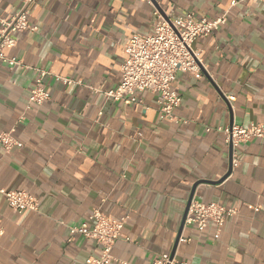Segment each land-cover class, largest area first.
<instances>
[{"label": "crops", "instance_id": "0c3cea01", "mask_svg": "<svg viewBox=\"0 0 264 264\" xmlns=\"http://www.w3.org/2000/svg\"><path fill=\"white\" fill-rule=\"evenodd\" d=\"M36 1L35 30L6 53L20 64L0 62V133L17 142H0V187L31 193L39 210L16 212L0 194V264H91L99 247L71 227L90 229L96 208L128 216L111 264H264V138L233 148L219 130L264 124V0ZM22 3L0 0V19ZM226 11V24L194 42L202 78L173 83V120L149 91L108 97L126 43L152 34L158 13ZM42 71L50 99L30 103ZM190 199L233 212L200 229L183 222Z\"/></svg>", "mask_w": 264, "mask_h": 264}, {"label": "built area", "instance_id": "2783aa9c", "mask_svg": "<svg viewBox=\"0 0 264 264\" xmlns=\"http://www.w3.org/2000/svg\"><path fill=\"white\" fill-rule=\"evenodd\" d=\"M237 0L232 1L235 5ZM38 6L36 0H23L20 9L9 19H0V62L11 68L20 64L14 57H9L7 50L17 42V35L35 30L30 17ZM159 20L150 35H133L125 45V58L121 64V81L118 87L107 92L108 97L116 101L134 100L136 91H149L156 95L158 109L162 119L173 120L174 110L182 103L177 88L173 87L177 75L186 73L197 79L203 76V61L193 45L196 39L207 37L220 29L229 19L226 11L218 17H198L188 12L176 17H164L158 13ZM49 73L42 71L31 90L29 102L43 104L50 99L45 89L44 78ZM66 83L71 79L57 76ZM210 131L211 129H207ZM226 136L227 143L233 148L254 138H264V124H233L220 128ZM0 142L9 150L17 142L13 132L0 133ZM9 206L16 212L38 211L39 200L24 190H7L0 187ZM233 210L226 209L218 203H202L192 199L186 223L195 224L204 229L210 221L223 225L226 216ZM128 216L115 217L96 208L89 216L93 223L88 229L87 223L71 227L72 234H82L95 242L100 250L98 258L89 259L91 264H111L112 249L118 240ZM168 258L158 264H167Z\"/></svg>", "mask_w": 264, "mask_h": 264}, {"label": "water", "instance_id": "95a60500", "mask_svg": "<svg viewBox=\"0 0 264 264\" xmlns=\"http://www.w3.org/2000/svg\"><path fill=\"white\" fill-rule=\"evenodd\" d=\"M231 146H232V145H231ZM191 200H192V199H190V201H189V203H188V205H187V209H186V211H185L184 221H183V222L186 221V217H187V214H188V210H189V206H190Z\"/></svg>", "mask_w": 264, "mask_h": 264}]
</instances>
